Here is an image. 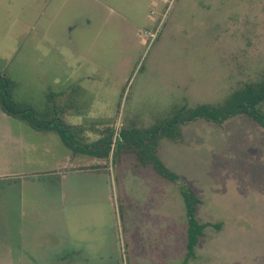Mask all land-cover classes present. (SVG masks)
<instances>
[{
	"label": "rangeland",
	"instance_id": "rangeland-1",
	"mask_svg": "<svg viewBox=\"0 0 264 264\" xmlns=\"http://www.w3.org/2000/svg\"><path fill=\"white\" fill-rule=\"evenodd\" d=\"M0 76L18 111L0 106V264H264L259 123L160 134L177 183L118 138L260 81L264 0H0ZM181 184L208 223L189 259Z\"/></svg>",
	"mask_w": 264,
	"mask_h": 264
},
{
	"label": "trees",
	"instance_id": "trees-1",
	"mask_svg": "<svg viewBox=\"0 0 264 264\" xmlns=\"http://www.w3.org/2000/svg\"><path fill=\"white\" fill-rule=\"evenodd\" d=\"M8 83L5 77L0 76V106L6 112L17 114L18 111L11 106L12 103L9 100L10 92ZM263 101L264 76L258 82L244 84L243 87L231 93L228 99L217 105L201 103L196 104L194 107H180L173 110V117L170 120L155 124L150 128L143 130L121 129L118 137L120 140L119 142L124 146V150L122 151L132 153L141 164L151 165L159 175L173 183H177L180 179L179 175L165 166L156 154L157 141L159 140L157 137L160 134L174 138L173 130L179 123L185 124L197 119L222 123L227 118L237 114L250 116L264 128V114L258 108V105ZM30 122L34 125L32 120H30ZM58 131L63 142L69 146V141L65 132L60 130V128H58ZM109 151L110 146H107L105 150L100 151L99 155L107 156ZM90 152L96 153L95 149H91ZM180 192L188 216L186 259H189L195 256V247L208 223L198 222L194 217L195 206L200 203V200L196 197L192 188L186 184H181Z\"/></svg>",
	"mask_w": 264,
	"mask_h": 264
},
{
	"label": "crops",
	"instance_id": "crops-1",
	"mask_svg": "<svg viewBox=\"0 0 264 264\" xmlns=\"http://www.w3.org/2000/svg\"><path fill=\"white\" fill-rule=\"evenodd\" d=\"M170 139H174V138H172V137H169ZM174 141V140H173ZM159 143V142H158ZM159 146H158V144H157V150H156V152H157V156H159L158 155V152H159ZM122 154H120V157L122 156L123 157V162L124 161H126L127 160V158H128V156L129 157H132V158H134V161L136 162V164L134 163V165H131L132 166V168L134 167V166H139V165H141L142 167H146V166H151V165H143V164H141L138 160H137V158L135 157V155H133L132 153H128V152H125V151H122L121 152ZM99 159H101L102 160V162L98 165V166H107V165H109V163H108V160H107V162H106V158H104V157H98ZM159 158H160V156H159ZM129 159V158H128ZM161 159V158H160ZM162 161V160H161ZM118 162H120L121 163V161H118ZM112 163H114V162H112ZM88 167H90V166H88ZM152 167V166H151ZM109 168H110V166H109ZM126 168H128V167H126ZM125 168V169H126ZM158 174V173H157ZM161 176V175H160Z\"/></svg>",
	"mask_w": 264,
	"mask_h": 264
}]
</instances>
